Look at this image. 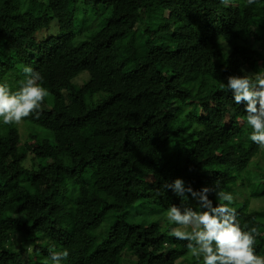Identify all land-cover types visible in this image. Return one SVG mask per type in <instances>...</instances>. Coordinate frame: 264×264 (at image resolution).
<instances>
[{"label": "trees", "instance_id": "trees-1", "mask_svg": "<svg viewBox=\"0 0 264 264\" xmlns=\"http://www.w3.org/2000/svg\"><path fill=\"white\" fill-rule=\"evenodd\" d=\"M54 22L64 34L39 40ZM261 33L264 0H0V83L17 91L30 66L49 93L39 119L0 117V264H52L50 249L69 251L61 264H202L188 241L162 237L160 223L176 227L169 207L198 209L162 190L176 178L242 187L232 207L264 256V174L250 170L264 149L221 87L264 73ZM139 204L155 207L153 224L127 221ZM171 240L178 262L156 253Z\"/></svg>", "mask_w": 264, "mask_h": 264}, {"label": "clouds", "instance_id": "clouds-1", "mask_svg": "<svg viewBox=\"0 0 264 264\" xmlns=\"http://www.w3.org/2000/svg\"><path fill=\"white\" fill-rule=\"evenodd\" d=\"M225 6L231 0H221ZM256 0H246V6L255 4ZM25 79L20 82L19 89L11 91L7 84L0 83V117L5 125L19 124L24 119L35 116L39 119L42 105L48 96V91L40 81L42 76L32 67L23 68ZM222 89L230 91L237 104L246 105V123L251 128L249 139L264 149V74L231 75ZM249 129L246 130L248 132ZM170 189L182 200L190 194L197 201L198 209L172 205L165 213L168 222L176 225L169 232L160 223L164 239L186 240L190 254L202 264H264V256L256 254V237L260 236L255 226L245 230L236 219V209L232 207L234 196L230 192L205 186L195 190L186 184L182 178H176L172 183H165L162 190ZM215 192L218 203L210 199ZM171 245L173 240L164 241ZM31 247L28 252L31 253ZM52 264H61L69 256L68 250L56 251L50 249Z\"/></svg>", "mask_w": 264, "mask_h": 264}, {"label": "rangeland", "instance_id": "rangeland-1", "mask_svg": "<svg viewBox=\"0 0 264 264\" xmlns=\"http://www.w3.org/2000/svg\"><path fill=\"white\" fill-rule=\"evenodd\" d=\"M30 10H31L30 4L24 7V11L25 12H29ZM158 24H159L158 29L160 30L161 27L164 25V22L161 21ZM50 30H51L50 33L49 32L41 33L39 35V40H43V39L49 37L50 35H55L56 36V35H63L64 34L63 31H61L60 29L57 28L56 22H54L52 24V27H51ZM261 35L264 36L263 33H261ZM221 46H222L223 52L225 54V57H228L230 55V53L232 52V50L235 48V45H233V44H231V43H229L227 41H223L221 43ZM249 46H252V45H249ZM260 73L264 74L262 71H260ZM87 78H88V76L81 75L80 78L76 81V84H81L82 81L86 80ZM194 93H196V91H194ZM249 130H251L250 127H249ZM258 163H259V168L257 167L256 164H252L250 166V170H251V168H254V169H257L260 174H264V161H261V162L258 161ZM256 178H258V180H259V179H261V176L260 177H259V175L257 177L253 176V177L249 178V180L252 181L253 179H256ZM230 193H232V195L234 196V201H236L238 203L245 202V200L247 199V193L245 192V190L242 187H235V188H233L231 190ZM256 204L257 203L253 202V200H252L251 203H250V206L252 208H256ZM252 208H251V211H252ZM154 210H155V207L151 206L150 204H145V205H140L139 204V205L135 206V208L129 209L127 211L128 213H127L126 219L129 222H131L133 220H136L139 223L140 222H145L146 224L151 225V224H153L155 222V218L158 217L157 215L154 214ZM161 226L164 229H166V226L164 224H161ZM105 240H106L105 229H103L100 232V239L98 240V242L96 244V247L101 246L104 243ZM163 251H169L172 254L173 253V248L171 246L167 245L164 248L157 249L156 253L157 254H162ZM168 260L172 261V262H178V260H176L175 254L173 256L171 255Z\"/></svg>", "mask_w": 264, "mask_h": 264}]
</instances>
